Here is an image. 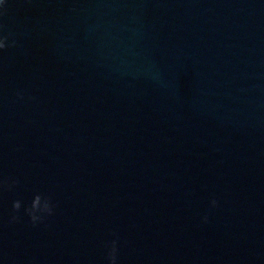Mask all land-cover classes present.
Segmentation results:
<instances>
[{"label": "water", "instance_id": "95a60500", "mask_svg": "<svg viewBox=\"0 0 264 264\" xmlns=\"http://www.w3.org/2000/svg\"><path fill=\"white\" fill-rule=\"evenodd\" d=\"M0 37V264H264V0H4Z\"/></svg>", "mask_w": 264, "mask_h": 264}, {"label": "clouds", "instance_id": "9594fccd", "mask_svg": "<svg viewBox=\"0 0 264 264\" xmlns=\"http://www.w3.org/2000/svg\"><path fill=\"white\" fill-rule=\"evenodd\" d=\"M4 3V0H0V5ZM7 37H0V49H4L6 46L5 41ZM14 44V41L12 42ZM19 96L20 93H17ZM5 186L11 187L16 183L15 180L11 181V184H8V181L3 182ZM213 206H216V200L211 201ZM21 208V201L14 200L12 202V210L13 214L10 217V223L16 222L20 219L18 213ZM53 210V206L50 202V199L47 196H43L39 193L35 194L31 200L30 205L25 206L24 212L27 214L29 221L33 226H35L38 222H42L46 215H51ZM206 219V217H205ZM106 260L108 264H117V242L116 240L109 241L106 245Z\"/></svg>", "mask_w": 264, "mask_h": 264}]
</instances>
